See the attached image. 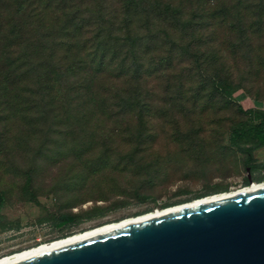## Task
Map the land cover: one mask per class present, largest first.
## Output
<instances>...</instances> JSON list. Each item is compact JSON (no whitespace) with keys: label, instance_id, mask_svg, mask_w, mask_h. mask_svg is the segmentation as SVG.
I'll return each instance as SVG.
<instances>
[{"label":"rangeland","instance_id":"1","mask_svg":"<svg viewBox=\"0 0 264 264\" xmlns=\"http://www.w3.org/2000/svg\"><path fill=\"white\" fill-rule=\"evenodd\" d=\"M251 7L236 11L221 0L209 7L230 15L197 21L200 41L185 40L167 72L138 82L150 111L131 123L90 119L80 99L55 109L29 94L20 60L15 84L12 66L0 62V259L229 192L248 177L264 181V169L250 167L264 165V147L245 164L243 144L229 141L232 129L257 124L258 114L264 123V18L258 31ZM153 56L154 68L165 54ZM217 79L236 93L211 94Z\"/></svg>","mask_w":264,"mask_h":264},{"label":"trees","instance_id":"2","mask_svg":"<svg viewBox=\"0 0 264 264\" xmlns=\"http://www.w3.org/2000/svg\"><path fill=\"white\" fill-rule=\"evenodd\" d=\"M221 1L234 4L236 11L252 6L250 14L261 31L264 0ZM215 3L217 0H0V62L12 66L15 84V64L20 60L31 87L29 94L40 93L55 109L59 102L72 104L80 99L89 107L86 116L90 119L101 117L104 124H116L124 117L131 123L141 112L150 111L148 94L145 99L140 97L138 82L153 73L167 72L177 48L185 40L194 44L199 39L196 35L202 24L197 21L228 16L225 10L208 12ZM4 50L12 60L3 56ZM158 52L165 57L153 68V55ZM211 85V94L236 93L227 92L230 86L218 79ZM256 118L257 124L239 126L229 135L235 147L243 144L238 149L245 164L252 160L253 150L264 147L263 114ZM250 167L264 169L261 164Z\"/></svg>","mask_w":264,"mask_h":264},{"label":"water","instance_id":"3","mask_svg":"<svg viewBox=\"0 0 264 264\" xmlns=\"http://www.w3.org/2000/svg\"><path fill=\"white\" fill-rule=\"evenodd\" d=\"M252 182L248 177L247 185ZM14 264H264V189L113 229Z\"/></svg>","mask_w":264,"mask_h":264},{"label":"bare ground","instance_id":"4","mask_svg":"<svg viewBox=\"0 0 264 264\" xmlns=\"http://www.w3.org/2000/svg\"><path fill=\"white\" fill-rule=\"evenodd\" d=\"M264 189V181L262 182H252L250 183V185L241 187V188H236V189H232L229 192H222L219 194H213V195H209V196H205V197H201L198 199H194L188 203H184V204H180V205H175L172 207H168L162 210H155L154 212H150V213H146L137 217H133V218H128V219H124L120 222L117 223H111V224H105L102 225L100 227H96L94 229H91L87 232L84 233H80L78 235H74L62 240H58V241H54L52 243H48V244H42L39 247L36 248H32L29 250H26L24 252L21 253H17L8 257H4L2 259H0V264H14V263H19L21 261L36 257L41 255V253L43 252H50L53 250H56L58 248L61 247H65L67 245L76 243L77 241H83L86 240L88 238L91 237H96L98 235H102L104 233L110 232L111 230H116L128 225H132L135 223H140L143 222L147 219H153V218H158L164 215H168L174 212H178L182 209H189V208H193V207H197V206H201V205H206L209 203H214L216 200H222V199H226L229 197H233L236 195H241V194H246V193H250V191H259Z\"/></svg>","mask_w":264,"mask_h":264},{"label":"flooded vegetation","instance_id":"5","mask_svg":"<svg viewBox=\"0 0 264 264\" xmlns=\"http://www.w3.org/2000/svg\"><path fill=\"white\" fill-rule=\"evenodd\" d=\"M1 201V199H0ZM12 236H20L19 234L17 235V233H13Z\"/></svg>","mask_w":264,"mask_h":264}]
</instances>
